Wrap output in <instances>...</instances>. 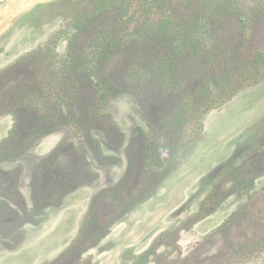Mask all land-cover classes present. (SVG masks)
I'll return each mask as SVG.
<instances>
[{"label": "rangeland", "instance_id": "rangeland-1", "mask_svg": "<svg viewBox=\"0 0 264 264\" xmlns=\"http://www.w3.org/2000/svg\"><path fill=\"white\" fill-rule=\"evenodd\" d=\"M186 3L172 7L188 16ZM92 12L0 0V264H264V80L234 97L217 84L264 55V13L246 35L236 17L217 25L220 65L180 59L176 88L153 70L166 44L135 39L52 97L41 76ZM117 26L101 17L75 50ZM139 63L151 74L132 78Z\"/></svg>", "mask_w": 264, "mask_h": 264}, {"label": "trees", "instance_id": "trees-1", "mask_svg": "<svg viewBox=\"0 0 264 264\" xmlns=\"http://www.w3.org/2000/svg\"><path fill=\"white\" fill-rule=\"evenodd\" d=\"M90 1L93 5V12L89 18L75 26L76 33L69 42L70 53L67 55L69 57L63 58L62 56L61 60L57 62L58 67L56 65L57 68L54 69L52 66L48 71L50 76L47 79H42L43 76H41L40 87L42 85L50 86L52 97L61 96L72 72L88 71L95 75L98 72L96 70L102 66L104 60L112 52L122 44L127 45L128 42L135 39L143 42L144 48L155 39L166 44L167 51L160 60L154 63L153 70L158 74L163 89L176 88L174 82L171 81L180 59L190 56L201 60L208 56L220 65L217 25L236 17L246 35L249 16L255 14L257 17L264 13V0H198L195 3L193 0H187L186 6L183 7L191 9L188 16L178 15L175 12L172 7L175 0ZM115 13L118 21L116 28L103 30L96 38L87 42L82 50L79 52L75 50L74 43L80 32L94 25L101 17ZM134 23L136 24L135 29L128 31V26ZM52 45L53 50L48 49L46 52L45 49H41L40 52L48 56L55 51L58 41H54ZM39 58L38 56L27 57L25 60L19 61L18 64L24 65L27 61L39 64L37 61ZM140 73H144L146 76L151 74L139 63L133 71L132 78H138ZM253 78L264 80V55L261 53H258L255 59L239 70L221 75L217 84L221 87L224 95L234 97L244 88L253 86L254 84L249 83ZM37 82L39 83V81ZM208 83L211 84V80ZM101 84L103 85L102 81H99V87ZM101 89L103 88L101 87ZM33 100H29L31 107L34 106ZM106 104L107 94L102 92L96 107L100 110ZM188 105L191 106V103L188 102Z\"/></svg>", "mask_w": 264, "mask_h": 264}]
</instances>
